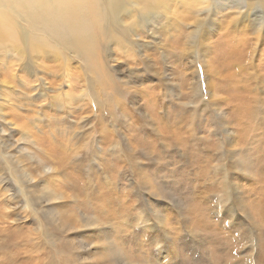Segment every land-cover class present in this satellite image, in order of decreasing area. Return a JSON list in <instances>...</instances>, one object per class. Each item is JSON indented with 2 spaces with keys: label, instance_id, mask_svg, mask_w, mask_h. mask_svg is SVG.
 <instances>
[{
  "label": "rangeland",
  "instance_id": "obj_1",
  "mask_svg": "<svg viewBox=\"0 0 264 264\" xmlns=\"http://www.w3.org/2000/svg\"><path fill=\"white\" fill-rule=\"evenodd\" d=\"M232 4L152 8L135 49L106 44L111 106L107 93L96 103L80 49L22 59L24 44L7 46L0 141L20 150L32 180L14 178L0 144V264H264V74L241 70L244 57L227 60L224 27L240 21ZM90 23L91 37L97 13Z\"/></svg>",
  "mask_w": 264,
  "mask_h": 264
},
{
  "label": "bare ground",
  "instance_id": "obj_2",
  "mask_svg": "<svg viewBox=\"0 0 264 264\" xmlns=\"http://www.w3.org/2000/svg\"><path fill=\"white\" fill-rule=\"evenodd\" d=\"M220 1L221 0H0V60L2 56L5 57L8 45H12L16 50H21L18 48V45L21 43L24 44L22 45V59L30 56L28 53L30 50L38 53L48 52L54 55H70L78 58V49H80L84 52L87 61L94 68V70H92L85 65L94 77L93 84H91L89 89H91V92L94 91L95 95H92H94L95 98L97 97L96 103H103L107 93L110 99L107 100L106 104L111 106L114 102V97H111V94L114 93L112 90V81L115 80V75L111 77L109 69L105 67L103 53L107 49L106 44L112 41L117 42L118 45H123V43H125L127 51L128 47H132L130 49H135L137 43H133L135 39H133L134 36L132 35L136 33L139 27H144L145 23L149 21L152 15L150 12L152 8H157L158 12L161 14L164 10L169 8L170 4L175 7V11H179L177 9H182L188 14L190 12L200 11L214 12L218 5H220ZM233 1L234 4H232V6L235 10L238 9V12L235 10L233 11V15L238 14L240 21L237 22V19L233 17L230 21L228 20V23L224 27L228 34H232V36H230L232 42L231 45H229L230 51L227 60L232 64L230 57H244L242 62H237L235 60L238 65L241 63L250 65V67H241V70H250L253 74H264V48H256L257 42L262 38L259 32L262 30L264 31V0ZM226 8L229 9V7ZM144 10L148 13L143 14ZM90 13H97L102 21V24H93V36L91 37L92 23H90ZM226 15L228 16L231 14ZM126 21H130V23L127 24ZM209 24L210 22H208V27L210 29ZM180 26L181 23H176L175 29H179ZM238 26L239 30H236L235 27ZM203 27L201 22L195 25L193 35H189L191 32L188 33L187 37L190 39V43H192L193 40L195 41L198 30ZM161 28H163V30L166 29L164 26H161L159 30ZM203 31H205V29ZM234 31H236L237 34H234ZM255 33L258 34L255 35ZM51 41H53L52 44ZM14 43L18 45H14ZM48 45H59L60 50H49ZM259 53L261 57L263 56V59L255 66L251 64L250 61L254 62L256 55ZM246 58L250 59V61ZM219 67L220 62L212 67L206 65L204 67V74L206 75L211 72H208L209 68L218 72ZM196 72L197 70L194 67V77L196 76ZM104 86H109L110 88H103ZM4 88L7 87L2 85L1 89L3 90ZM81 91L83 93L87 92L86 89ZM102 96H105V98ZM4 108V105L0 104V123L8 124L6 115L3 113ZM9 124L13 125L12 122H9ZM105 126L106 125H103L101 132L102 136L106 138L105 133L108 128L106 129ZM23 134L28 135L27 133ZM0 137L3 138L2 135ZM107 139L108 138H106V140ZM0 144L6 148L3 159L6 161L14 178L19 180L26 178L27 181H31L32 179L28 178V172L30 171H27L24 160L19 154L21 153L19 152L20 150L17 151V149L13 148V144H11L8 139H2ZM111 148H114L115 151L120 154L122 153L118 143H112ZM35 166L36 165H34V167ZM44 172H46L45 169ZM22 182L21 184L23 185L24 182ZM30 195H32L31 192L26 196V201L28 206L33 207ZM34 209L36 210L37 208L35 207ZM228 210L230 211L229 214L232 216V210Z\"/></svg>",
  "mask_w": 264,
  "mask_h": 264
}]
</instances>
